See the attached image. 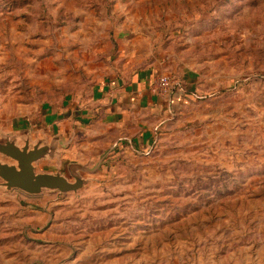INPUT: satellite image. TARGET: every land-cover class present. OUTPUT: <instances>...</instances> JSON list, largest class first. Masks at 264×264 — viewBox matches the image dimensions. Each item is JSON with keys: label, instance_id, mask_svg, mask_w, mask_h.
Instances as JSON below:
<instances>
[{"label": "rangeland", "instance_id": "1", "mask_svg": "<svg viewBox=\"0 0 264 264\" xmlns=\"http://www.w3.org/2000/svg\"><path fill=\"white\" fill-rule=\"evenodd\" d=\"M145 68L179 95L148 146L49 161L76 192L0 179V264H264V0H0V141Z\"/></svg>", "mask_w": 264, "mask_h": 264}, {"label": "crops", "instance_id": "2", "mask_svg": "<svg viewBox=\"0 0 264 264\" xmlns=\"http://www.w3.org/2000/svg\"><path fill=\"white\" fill-rule=\"evenodd\" d=\"M131 65L132 62L128 69ZM155 75L153 69L145 68L130 78L112 77L92 88L87 103L77 96L64 100V117L62 112H44L43 123L48 132L44 138L46 144H55L57 155L40 160L34 165L35 171L66 176L61 171L45 170L47 163L61 158L86 166L116 147L134 142L148 146L156 129L153 122L170 113L172 105L179 100V95H175L177 88L167 97L152 91L161 77ZM21 130L24 131L17 129L14 134H21ZM42 137L41 132L31 135L32 141Z\"/></svg>", "mask_w": 264, "mask_h": 264}, {"label": "water", "instance_id": "3", "mask_svg": "<svg viewBox=\"0 0 264 264\" xmlns=\"http://www.w3.org/2000/svg\"><path fill=\"white\" fill-rule=\"evenodd\" d=\"M17 136L6 135L0 141V155L11 163L0 162V179L7 190H19L25 194L36 196L44 190L68 193L78 191L84 184V180L76 173L70 172L73 182L60 173H37L34 165L43 159H51L57 155L55 144H46L44 137L31 141L27 136L21 138L22 144L17 143ZM79 164H70V167L78 170Z\"/></svg>", "mask_w": 264, "mask_h": 264}, {"label": "built area", "instance_id": "4", "mask_svg": "<svg viewBox=\"0 0 264 264\" xmlns=\"http://www.w3.org/2000/svg\"><path fill=\"white\" fill-rule=\"evenodd\" d=\"M171 82L167 77H159L157 78V82L155 86L152 88V91L156 94L160 95H168L171 92Z\"/></svg>", "mask_w": 264, "mask_h": 264}, {"label": "trees", "instance_id": "5", "mask_svg": "<svg viewBox=\"0 0 264 264\" xmlns=\"http://www.w3.org/2000/svg\"><path fill=\"white\" fill-rule=\"evenodd\" d=\"M187 92H189L191 95H198V92L196 90H194L193 88L191 89V91H187V88L185 87L184 88V92H183V98H188V99H191V96L190 95H187ZM119 147H116L114 150H118Z\"/></svg>", "mask_w": 264, "mask_h": 264}]
</instances>
